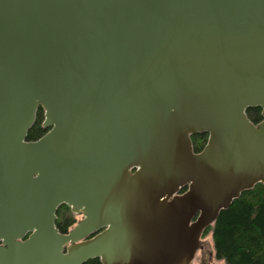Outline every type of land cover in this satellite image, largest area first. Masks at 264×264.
<instances>
[{
	"label": "water",
	"instance_id": "obj_1",
	"mask_svg": "<svg viewBox=\"0 0 264 264\" xmlns=\"http://www.w3.org/2000/svg\"><path fill=\"white\" fill-rule=\"evenodd\" d=\"M257 183L264 0H0V264H191Z\"/></svg>",
	"mask_w": 264,
	"mask_h": 264
},
{
	"label": "trees",
	"instance_id": "obj_2",
	"mask_svg": "<svg viewBox=\"0 0 264 264\" xmlns=\"http://www.w3.org/2000/svg\"><path fill=\"white\" fill-rule=\"evenodd\" d=\"M248 118L257 123L260 108H248ZM43 111L36 112L34 124L27 132L28 140H35L45 133L41 126ZM207 135L198 133L191 136L193 149L200 151ZM61 206L57 209L55 225L60 232H65L73 219L62 217ZM211 233L215 256L225 264H264V185L257 183L233 200L230 206L220 211L215 222L206 230ZM83 264H101L98 258H92Z\"/></svg>",
	"mask_w": 264,
	"mask_h": 264
},
{
	"label": "flooded vegetation",
	"instance_id": "obj_3",
	"mask_svg": "<svg viewBox=\"0 0 264 264\" xmlns=\"http://www.w3.org/2000/svg\"><path fill=\"white\" fill-rule=\"evenodd\" d=\"M61 206H65L61 212L62 217H68L67 211H70V208L64 204H61L58 207H61ZM56 217H58V215H56ZM81 217H82L81 215H78V217H77V215L76 216H70V218L73 219V222L70 225L72 226L74 223H76V221L81 219ZM71 226H68L67 229ZM67 229L65 230V232H61V233H66ZM204 236H205V231L200 236V243H199V246L196 250L195 256H194L191 264H214L212 257L214 256L216 258V256H215V254L213 255L212 252L209 250L208 245H206V242L204 241Z\"/></svg>",
	"mask_w": 264,
	"mask_h": 264
},
{
	"label": "rangeland",
	"instance_id": "obj_4",
	"mask_svg": "<svg viewBox=\"0 0 264 264\" xmlns=\"http://www.w3.org/2000/svg\"><path fill=\"white\" fill-rule=\"evenodd\" d=\"M67 212L69 213V211H67ZM74 216H76V215H74ZM77 217H78V215H77ZM204 241L206 242V245H208L209 250L214 255L213 242H212V238H211V233L209 231L205 233ZM212 258H213L212 260H213L214 264H225L223 260L216 259L214 256Z\"/></svg>",
	"mask_w": 264,
	"mask_h": 264
}]
</instances>
